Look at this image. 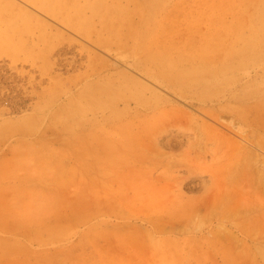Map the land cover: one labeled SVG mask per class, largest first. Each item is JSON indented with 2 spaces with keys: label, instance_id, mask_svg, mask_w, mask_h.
I'll return each instance as SVG.
<instances>
[{
  "label": "rangeland",
  "instance_id": "obj_1",
  "mask_svg": "<svg viewBox=\"0 0 264 264\" xmlns=\"http://www.w3.org/2000/svg\"><path fill=\"white\" fill-rule=\"evenodd\" d=\"M263 132L264 0H0V264H264Z\"/></svg>",
  "mask_w": 264,
  "mask_h": 264
},
{
  "label": "bare ground",
  "instance_id": "obj_2",
  "mask_svg": "<svg viewBox=\"0 0 264 264\" xmlns=\"http://www.w3.org/2000/svg\"><path fill=\"white\" fill-rule=\"evenodd\" d=\"M240 96H241V95H240ZM263 133H264V132H263ZM260 143H261V142H260ZM29 148H30V147H29ZM154 158H155V157H154ZM245 162H246V161H245ZM249 165H250V164H249ZM226 170H227V169H226ZM233 170H234V169H233ZM243 171H244V170H243ZM236 172L238 173V171H236ZM244 173H245V172H244ZM218 174H219V173H218ZM226 174H227V173H226ZM233 174H234V173H233ZM228 175H230V174H227V177H228ZM232 176H233V175H232ZM230 177H231V176H230ZM233 177H234V176H233ZM235 177H236V176H235ZM239 177H240V176H239ZM248 177H249V176H248ZM228 178H229V177H228ZM231 178H232V177H231ZM231 178L228 179V180H231ZM259 178H260V177H259ZM234 179H235V178H234ZM232 180H233V179H232ZM237 180H238V179H237ZM240 181H241V180H240ZM234 182L237 184L236 181H234ZM238 182H239V181H238ZM235 183H234V185H235ZM239 183H240V182H239ZM228 184H229V183H228ZM254 184H255V183H254ZM239 185H241V183H240ZM261 185H262V184H261ZM237 186H238V184H237ZM247 186H249V185L247 184ZM263 186H264V185H263ZM218 187H219V186H218ZM238 187H239V186H238ZM238 187H237V188H238ZM245 187H246V186H245ZM225 188H226V186H225ZM229 188H230V187H229ZM237 188H236V189H237ZM240 188H242L241 191L244 189V187H243L242 185L240 186ZM240 188H238V190H235V191H238V192L240 193V191H239ZM247 188H248V187H247ZM227 189H228V187H227ZM233 189H234V188H233ZM231 190H232V187H231ZM246 190H247V189H246ZM233 191H234V190H233ZM243 193H245V192L242 191V194H243ZM244 195H245V194H244ZM244 195H243V196H244ZM247 195H248V194H247ZM248 197H249V195H248ZM239 198H240V197H239ZM246 198H247V197H246ZM241 199H242V198H240V200H241ZM262 199H263V200H262ZM259 200L263 201L262 203L264 204V198H261V199L259 198ZM261 201H259V202H261ZM233 202H234V201H233ZM247 202H248V201H247ZM217 222H218V221H217ZM124 225H125V224H124ZM172 227H173V226H172ZM239 227H240V226H239ZM237 229H238V228H237ZM227 233H228V232H227ZM223 239H224V238H223Z\"/></svg>",
  "mask_w": 264,
  "mask_h": 264
}]
</instances>
